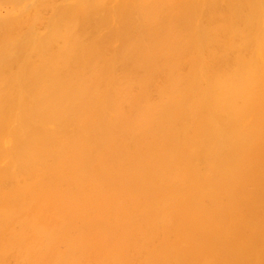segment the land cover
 Returning <instances> with one entry per match:
<instances>
[{
  "label": "bare ground",
  "instance_id": "bare-ground-1",
  "mask_svg": "<svg viewBox=\"0 0 264 264\" xmlns=\"http://www.w3.org/2000/svg\"><path fill=\"white\" fill-rule=\"evenodd\" d=\"M0 264H264V0H0Z\"/></svg>",
  "mask_w": 264,
  "mask_h": 264
}]
</instances>
